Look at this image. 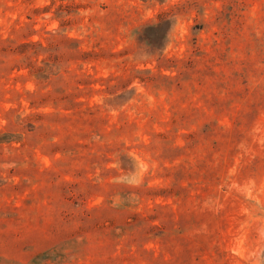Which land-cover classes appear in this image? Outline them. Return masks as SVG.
Returning a JSON list of instances; mask_svg holds the SVG:
<instances>
[{
  "label": "rangeland",
  "instance_id": "374dc122",
  "mask_svg": "<svg viewBox=\"0 0 264 264\" xmlns=\"http://www.w3.org/2000/svg\"><path fill=\"white\" fill-rule=\"evenodd\" d=\"M0 264H264V0H0Z\"/></svg>",
  "mask_w": 264,
  "mask_h": 264
},
{
  "label": "trees",
  "instance_id": "16d2710c",
  "mask_svg": "<svg viewBox=\"0 0 264 264\" xmlns=\"http://www.w3.org/2000/svg\"><path fill=\"white\" fill-rule=\"evenodd\" d=\"M157 29H161L163 30L164 32L166 31V22H161L160 24L156 25V26H151L149 28L146 29V31L149 33L151 32L150 30H157ZM150 39H152V42H149L150 44H152L153 46H157L159 44V42H155V40L153 39H156L155 36H153V34L150 36H148ZM161 44H159L160 46Z\"/></svg>",
  "mask_w": 264,
  "mask_h": 264
}]
</instances>
